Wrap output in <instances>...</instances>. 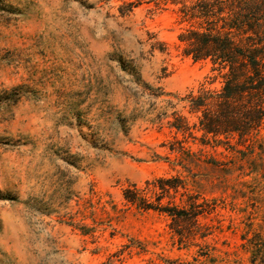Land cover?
<instances>
[{
  "label": "rangeland",
  "instance_id": "obj_1",
  "mask_svg": "<svg viewBox=\"0 0 264 264\" xmlns=\"http://www.w3.org/2000/svg\"><path fill=\"white\" fill-rule=\"evenodd\" d=\"M120 5L0 0V93H18L0 103V264H264V117L244 137L204 136L184 100L159 95L221 87L182 54L179 5ZM159 177L181 179L163 202L196 201V220L124 202Z\"/></svg>",
  "mask_w": 264,
  "mask_h": 264
},
{
  "label": "trees",
  "instance_id": "obj_2",
  "mask_svg": "<svg viewBox=\"0 0 264 264\" xmlns=\"http://www.w3.org/2000/svg\"><path fill=\"white\" fill-rule=\"evenodd\" d=\"M109 1V0H105ZM122 13L132 11L144 2L178 4V14L187 23L177 40L181 52L193 61L209 60L214 78L221 87L214 90L204 83L197 92L190 89L181 98L188 111L197 114V130L204 136L244 137L255 131L264 117V0H120ZM209 81L210 83L213 82ZM16 87L0 93V103L16 100ZM170 125L187 133L185 117L174 114ZM184 188L178 177L156 178L144 186L127 184L122 190L124 202L143 211H156L171 218L194 219L200 214L193 200L188 207H179L164 197ZM159 190V191H158ZM4 198V197H0ZM113 210H116L115 208ZM82 233H86L81 229ZM197 255L190 259L180 256L157 255L145 264H204Z\"/></svg>",
  "mask_w": 264,
  "mask_h": 264
}]
</instances>
